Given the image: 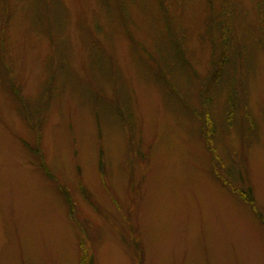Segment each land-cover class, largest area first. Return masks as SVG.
<instances>
[{
  "label": "rangeland",
  "instance_id": "obj_1",
  "mask_svg": "<svg viewBox=\"0 0 264 264\" xmlns=\"http://www.w3.org/2000/svg\"><path fill=\"white\" fill-rule=\"evenodd\" d=\"M0 264H264V0H0Z\"/></svg>",
  "mask_w": 264,
  "mask_h": 264
},
{
  "label": "trees",
  "instance_id": "obj_2",
  "mask_svg": "<svg viewBox=\"0 0 264 264\" xmlns=\"http://www.w3.org/2000/svg\"><path fill=\"white\" fill-rule=\"evenodd\" d=\"M209 23H211V24H213V22L211 21V19L210 20H207ZM225 35H226V32H224V34L222 35V33H221V37L223 38V39H225ZM236 45L238 46V47H240L239 46V44H237L236 43ZM240 49H244L243 47H240ZM228 51V50H227ZM211 138V140H210V142H209V144L210 145H212V143H213V141H212V137H210ZM209 139V138H208ZM235 190V189H234ZM235 192L239 195V196H242V194H240V193H238L237 192V190H235ZM243 197V196H242Z\"/></svg>",
  "mask_w": 264,
  "mask_h": 264
}]
</instances>
